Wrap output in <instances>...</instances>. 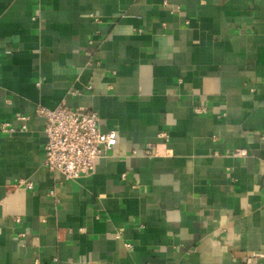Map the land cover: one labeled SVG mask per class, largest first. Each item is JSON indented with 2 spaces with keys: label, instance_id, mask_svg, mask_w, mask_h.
<instances>
[{
  "label": "crops",
  "instance_id": "obj_1",
  "mask_svg": "<svg viewBox=\"0 0 264 264\" xmlns=\"http://www.w3.org/2000/svg\"><path fill=\"white\" fill-rule=\"evenodd\" d=\"M60 104L115 132L88 178L41 164ZM21 115L0 264H264V0H0V125Z\"/></svg>",
  "mask_w": 264,
  "mask_h": 264
},
{
  "label": "built area",
  "instance_id": "obj_2",
  "mask_svg": "<svg viewBox=\"0 0 264 264\" xmlns=\"http://www.w3.org/2000/svg\"><path fill=\"white\" fill-rule=\"evenodd\" d=\"M163 5L169 6L166 2ZM177 10L179 7H171V12ZM202 110L203 107L200 106L195 111ZM35 112L44 120L45 142L41 164L50 173H60L64 180L74 181L79 178L90 177L94 172L96 160L101 157L106 149L114 147L116 143L115 132L112 130L102 131L97 113L88 107L73 108L60 104L49 109L38 106ZM28 119L27 115L19 116L18 120L21 122L19 127L10 123H3L0 125V132L8 135L17 131L24 132ZM157 137L163 142H167L169 136L167 132L161 131ZM226 153L236 157L246 155L245 149L226 150ZM157 154V144L146 143L144 145V156L152 158ZM12 187L32 190L34 185L30 180L20 178ZM47 194L56 198L54 189ZM15 221L19 222V218H15ZM120 234L121 229H118L114 235L116 238H120ZM125 247L131 249L132 245L125 243Z\"/></svg>",
  "mask_w": 264,
  "mask_h": 264
}]
</instances>
